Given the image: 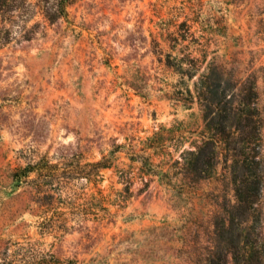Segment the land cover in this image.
I'll use <instances>...</instances> for the list:
<instances>
[{"label": "rangeland", "instance_id": "rangeland-1", "mask_svg": "<svg viewBox=\"0 0 264 264\" xmlns=\"http://www.w3.org/2000/svg\"><path fill=\"white\" fill-rule=\"evenodd\" d=\"M184 21L194 35L175 48ZM157 42L165 54L204 58L198 76L215 61L241 82L257 81L264 163V0H75L55 24L37 14L0 49V264L28 261V240L42 256L77 264L205 262L214 223L235 202L233 185L223 161L197 183L177 162L208 134L185 89L194 80L160 62ZM141 70L150 81L138 92L130 81ZM154 137L158 146L143 151ZM137 154L151 156L155 171ZM104 155L112 166L98 183L74 175L55 193L69 229L43 231L53 212H40L28 176L14 174L42 157L60 172L80 161L90 171ZM258 208L264 234V170Z\"/></svg>", "mask_w": 264, "mask_h": 264}, {"label": "trees", "instance_id": "trees-1", "mask_svg": "<svg viewBox=\"0 0 264 264\" xmlns=\"http://www.w3.org/2000/svg\"><path fill=\"white\" fill-rule=\"evenodd\" d=\"M75 0H0V49L13 39V31L20 23H29L37 14H42L50 24H55L70 15V8ZM38 26L35 24L34 28ZM184 33L176 36L174 47L187 41V36H193L188 21L182 22ZM34 30V29H33ZM28 29L27 40H31L34 32ZM181 33V32H180ZM184 39V40H183ZM191 41V40H189ZM172 46V49L174 48ZM190 46L184 45V50ZM156 52L165 55L160 62L169 68H174L185 79L194 80L193 88H185L189 97L197 98L204 113L206 134L205 138L194 148L185 149L181 153L182 161H177L185 170L186 177L191 183L213 177L223 161L230 174L233 185L235 202L226 206L225 217L215 221V235L212 245L205 248V262L201 264H264V234L261 229V214L258 203L262 195L264 163L261 157V127L259 108L255 101L258 97L257 81L248 78L241 82V78L229 75L215 61H210L206 69L198 74L204 58L194 56L192 52L178 57L171 53H164L157 42ZM174 48V49H175ZM164 53V54H163ZM3 60L0 58V75ZM197 76V80L194 78ZM150 74L139 71L130 86L138 92L149 85ZM239 98V103H236ZM156 137L151 138L144 148L157 147ZM122 144L116 145L114 153L118 152ZM72 146L68 147L71 148ZM79 156L83 158L85 149L79 143ZM142 158L143 168L152 173L154 163L151 156L137 154ZM91 170L79 163V168H64L60 172L59 166L48 158L42 157L38 162L29 163L27 167L19 169L14 177L20 181L28 178V184L36 189L32 201L38 204L40 212H53L50 217L40 222L43 231L59 227L68 230L62 224L66 221L57 208L61 199L55 193L58 189L68 187V183L75 175L88 178L95 184L102 178V170L112 166L111 158L104 155L102 160L87 163ZM36 174V177L32 175ZM103 201L104 198H96ZM91 238V232L88 231ZM36 242L28 240V261L15 262L9 260L7 264H77L74 258L48 257L39 254Z\"/></svg>", "mask_w": 264, "mask_h": 264}]
</instances>
